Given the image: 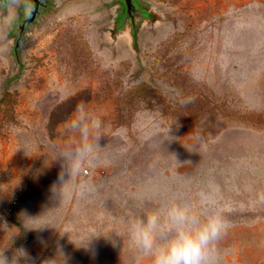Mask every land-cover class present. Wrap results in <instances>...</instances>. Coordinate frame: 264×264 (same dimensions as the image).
Wrapping results in <instances>:
<instances>
[{"label": "rangeland", "instance_id": "rangeland-1", "mask_svg": "<svg viewBox=\"0 0 264 264\" xmlns=\"http://www.w3.org/2000/svg\"><path fill=\"white\" fill-rule=\"evenodd\" d=\"M47 1L20 62L22 0L0 6L9 264H149L126 222L171 201L221 212L215 264H264V0H138L135 44L118 0ZM81 106L84 138L68 130ZM92 121L94 163L61 184Z\"/></svg>", "mask_w": 264, "mask_h": 264}, {"label": "clouds", "instance_id": "clouds-1", "mask_svg": "<svg viewBox=\"0 0 264 264\" xmlns=\"http://www.w3.org/2000/svg\"><path fill=\"white\" fill-rule=\"evenodd\" d=\"M84 114L82 106L78 107L68 122V130L80 132L82 138L86 131L82 121ZM87 137L89 142L77 149L70 170L61 163V184L65 175L75 177L82 174L86 166L93 165L94 149L103 139L102 126L98 121H92ZM51 160L59 158L55 156ZM126 224L130 244L147 258L149 264H215L217 245L228 231L221 212L211 208L194 211L190 206L175 201L162 208L147 210ZM0 264H9L3 252H0Z\"/></svg>", "mask_w": 264, "mask_h": 264}, {"label": "water", "instance_id": "water-1", "mask_svg": "<svg viewBox=\"0 0 264 264\" xmlns=\"http://www.w3.org/2000/svg\"><path fill=\"white\" fill-rule=\"evenodd\" d=\"M10 1L12 0H0V6H6ZM118 2L122 7V13L115 32L129 30L133 44H135L140 24L145 20H150V14L138 0H118ZM48 7L47 0H22L19 9V20L12 33V37L15 38L14 53L17 61L20 62V45L25 32L31 25L36 23Z\"/></svg>", "mask_w": 264, "mask_h": 264}]
</instances>
